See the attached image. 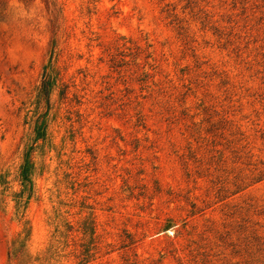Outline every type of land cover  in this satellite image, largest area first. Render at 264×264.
Listing matches in <instances>:
<instances>
[{
  "label": "rangeland",
  "instance_id": "374dc122",
  "mask_svg": "<svg viewBox=\"0 0 264 264\" xmlns=\"http://www.w3.org/2000/svg\"><path fill=\"white\" fill-rule=\"evenodd\" d=\"M0 264H264V0H0Z\"/></svg>",
  "mask_w": 264,
  "mask_h": 264
},
{
  "label": "trees",
  "instance_id": "16d2710c",
  "mask_svg": "<svg viewBox=\"0 0 264 264\" xmlns=\"http://www.w3.org/2000/svg\"><path fill=\"white\" fill-rule=\"evenodd\" d=\"M49 82H50V77L48 75H43L42 84L40 88L39 100L44 101V98H45L47 105L50 104V84ZM35 134L37 137L36 142L44 139V125L43 124H40L39 122H37ZM31 156H32L31 153H29L28 156H25L24 164L21 167L20 181H21V186L23 190L21 192L22 197L20 198H23L24 193L27 192L29 185H31V176H32L31 170H32V166H34L33 158Z\"/></svg>",
  "mask_w": 264,
  "mask_h": 264
}]
</instances>
